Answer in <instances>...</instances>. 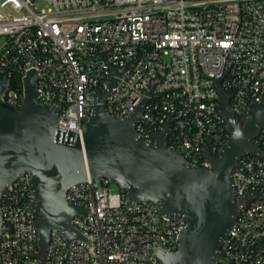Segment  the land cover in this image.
Wrapping results in <instances>:
<instances>
[{
	"label": "built area",
	"instance_id": "2783aa9c",
	"mask_svg": "<svg viewBox=\"0 0 264 264\" xmlns=\"http://www.w3.org/2000/svg\"><path fill=\"white\" fill-rule=\"evenodd\" d=\"M35 70V101L59 112L61 133L82 136L93 115L97 85L110 89L106 109L133 114L135 130L175 147L191 164L210 167L231 134L222 97L239 120L264 102V0H0V96L21 103L23 78ZM116 70V71H115ZM223 92V95H222ZM145 100V101H144ZM233 172L238 198L264 194V128ZM30 173L1 193L0 264H164L186 224L159 214L149 201H128L110 178L71 185L65 197L85 213L71 218L82 239L68 243L50 230L44 252L32 210ZM216 264H264V197L242 207Z\"/></svg>",
	"mask_w": 264,
	"mask_h": 264
},
{
	"label": "water",
	"instance_id": "95a60500",
	"mask_svg": "<svg viewBox=\"0 0 264 264\" xmlns=\"http://www.w3.org/2000/svg\"><path fill=\"white\" fill-rule=\"evenodd\" d=\"M36 80V71L29 70L23 78L18 106L3 99L8 82H2L0 199L4 188L18 175L31 174L30 188L35 196L32 210L40 215L35 226L41 252L53 228L59 229L67 243L82 239L71 218L85 210L65 197L67 189L88 178H110L128 194V201L155 203L160 215L185 222L177 249L156 253L164 264H216L221 259L218 249L241 208L264 197L254 192L238 198L233 178L241 156L261 153L251 139L259 128H264V102L256 103L241 121L222 92V114L231 137L216 156L204 149L210 167H202L189 163L178 149L164 144L170 122L154 135L156 143L135 130L141 105L127 117L108 113L106 100L116 79L107 90L97 85L94 113L86 121L81 137L72 131L61 133L59 112L35 101ZM1 224L0 211V227Z\"/></svg>",
	"mask_w": 264,
	"mask_h": 264
},
{
	"label": "rangeland",
	"instance_id": "374dc122",
	"mask_svg": "<svg viewBox=\"0 0 264 264\" xmlns=\"http://www.w3.org/2000/svg\"><path fill=\"white\" fill-rule=\"evenodd\" d=\"M111 185H112L113 189H115V190L118 189V187H117L115 182H112Z\"/></svg>",
	"mask_w": 264,
	"mask_h": 264
}]
</instances>
